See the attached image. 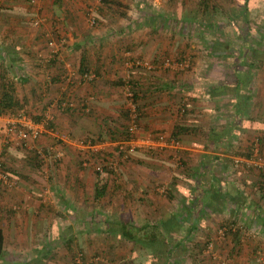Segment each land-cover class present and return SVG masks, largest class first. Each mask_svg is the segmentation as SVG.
<instances>
[{
    "label": "crops",
    "instance_id": "1",
    "mask_svg": "<svg viewBox=\"0 0 264 264\" xmlns=\"http://www.w3.org/2000/svg\"><path fill=\"white\" fill-rule=\"evenodd\" d=\"M82 1L44 0L46 3L43 13L48 9L47 15L53 18V21L60 22L64 28L60 30L61 33L54 32V35L65 36L67 39L65 48L58 53H53V50L45 45L46 39L43 44L40 43V35L23 34L26 30L23 27L27 26L23 22L26 19L21 17L19 12L22 0H0V100L8 84H11L15 99L23 106L19 110L25 111L40 122L47 117V114L53 117V121L49 123L52 127H47L50 133H46L38 140L20 143L18 149L11 151V147L7 148L4 142L3 128L6 125V115L11 111L0 114V150L3 151L12 175L19 178L21 186V189H11L0 185V239H2L0 264H18L16 262L42 264V261L46 260L42 258L43 254L40 256L39 253L33 258L27 257L24 261H18L12 254L9 256L4 254V251L12 246L11 251L14 253L20 242V236L24 235H28L29 240L32 239L30 249L34 253L36 250H49L50 248L51 250L57 249L59 252L61 250V256L57 258L58 255L54 259L57 262L52 260L49 264H68L70 252L65 242L71 239L72 246H75L79 243V238L83 239L88 229L80 231L81 234L76 236L77 233L74 234V232L77 231H71L72 227L63 225L61 219L59 227L54 225L55 227L51 228L49 225L45 228V231L56 234L55 237L49 241L46 240L45 244L42 243L38 247L34 242L38 234H43L41 231L44 228L38 225L40 221L37 219L43 217L52 219V215H55L54 206L65 209L64 212H72V209L83 210L91 202L98 205L94 193L97 182L101 180L108 182V186H111L115 180L116 185L108 187L107 191L110 190L114 196L123 193L120 198L116 197L115 201L124 204L125 201L126 204L129 203L128 198L130 197L135 199L133 194H138L144 186L146 190L153 191L156 185H168L174 191L179 192L178 188L185 187L189 182L193 187L189 189L190 194L192 192L198 194L200 191L198 193L196 191L200 186L209 194L205 208L202 209L199 204L193 207L194 230L201 229L206 234L210 232L216 234L218 226H214L215 224L210 222L209 218L220 216L226 221L225 224H240V221L254 218L260 230L255 233L264 234V192L261 190L264 178L261 177V170H259L264 169V32L261 33L255 28L260 37L250 36L249 40L253 38V41L249 43L248 38L239 33L238 23L230 21L229 26L235 25V36L230 38L229 44L231 45H228V51L224 50V54L227 58L231 57L232 43L236 42L239 46L238 51L241 52V61L236 65L228 64L220 68L194 66L190 72L186 69L168 71L164 67V69L155 70L153 69L155 66L153 70L148 69L145 73L142 70L133 71V82L137 84V87L133 88V95L137 94V104L141 114L140 132L143 135L152 133L155 136L166 132L167 141L158 148L157 153L152 154L151 151L141 150L128 162H124L119 172L108 176L97 174V177L96 173L90 171V167L86 168L81 164L83 160L80 154L82 155L83 152L77 151L78 147L72 139H77V134L81 135L87 131V126L90 125L86 123L89 120H92L97 127V116L106 117V122L109 124L107 126H111L110 122L115 120L113 128H117L119 132L123 129L120 125L123 123L126 125V118L118 117L114 113L126 110L128 104L124 86L117 83L126 73V61L129 58L121 57L117 53V47L110 44L112 38L107 35L102 38L99 32H93L94 35L83 33L80 25L83 20ZM119 1L123 5L120 6L121 8H127L126 4L133 2L132 0ZM248 10L246 8L247 12ZM247 12L243 22L249 20ZM256 26L259 25L256 24ZM259 27L262 29V26ZM68 28L77 29L80 33H71ZM131 47L132 45H127L126 48L133 49ZM247 49L252 50V59L246 55ZM38 50L43 53L39 55L46 58H40L44 59L45 65L37 68L29 66L26 78L22 74L16 76L12 71L15 68L22 69V65L27 64L28 57H39ZM209 53L214 57L218 50ZM136 54L141 57L147 56L143 51ZM167 55L158 53L156 57L164 61ZM175 55L179 54L172 53L170 55L172 57L165 61L169 62V59L177 57ZM77 56L79 57L78 73L82 75L80 68L84 58L88 69L95 70V77L98 78L96 82L87 84L86 80L81 78L72 80L69 76L70 71L60 65L62 61H68L71 57L76 58ZM183 104L187 107L184 112V108L181 112L180 105ZM84 105L87 112H82L85 111L81 108ZM90 113H94L95 117H90ZM177 126L185 127L186 131L173 137L172 134ZM97 131L99 136L102 135L99 129ZM85 135L89 137L92 134L89 135L87 132ZM56 136L58 139H55ZM256 137L260 138L258 155L260 166L249 171L235 169L233 159L242 157L245 152H248L250 147H253L251 145ZM58 140L61 142L59 145L65 148L66 154L61 161L56 160L51 163L52 167L55 166L54 181L49 184H40V173H35L36 156L44 151L49 153L50 149L59 146L57 144L53 146ZM252 152L254 155V149ZM177 157L178 159L180 157V165L175 161ZM137 158H142L144 161H135ZM44 160L47 161L48 158ZM175 163L178 165L176 166ZM83 166L90 172L84 170ZM187 167L190 168V172H186ZM68 184L72 188L75 186L74 189L77 192L75 195L69 194L72 192L65 188ZM92 186H94L93 190H91ZM46 187H50L49 189L54 193L51 196L54 200L50 199L51 204L43 201L42 193L49 192ZM24 190L35 192L38 196L31 197L30 193L29 195L23 193ZM85 190H91V193L85 195ZM53 201H55L54 204ZM231 203L234 205H230ZM12 205L14 208L18 206V211L15 212L16 209L12 211ZM179 209L161 211V216H159L162 218L161 221L163 223L169 221ZM130 210L127 207L124 210L125 214L134 212ZM250 212L251 214L248 215ZM91 214L93 215V212ZM116 214L124 215L120 208L118 210V206L113 212L114 216ZM21 215L23 220H34L35 224L33 226L19 224V222L22 223L18 221ZM145 215L141 218L144 228L149 223L146 222L149 214L145 213ZM56 216L65 217L64 213H58ZM51 219L50 222H54ZM245 228L238 227V235L246 231ZM92 232L101 235L98 231ZM104 241L101 236L98 237L93 249H97ZM226 241L231 240L227 238ZM258 247V242L253 241L252 245L246 246L247 249H244L243 255L235 258L236 263L234 264H259V258L256 255Z\"/></svg>",
    "mask_w": 264,
    "mask_h": 264
},
{
    "label": "rangeland",
    "instance_id": "2",
    "mask_svg": "<svg viewBox=\"0 0 264 264\" xmlns=\"http://www.w3.org/2000/svg\"><path fill=\"white\" fill-rule=\"evenodd\" d=\"M132 1L133 2L131 4H126L128 6L127 8H121L119 5H113V4L110 6L105 5L103 4L102 0H83L82 1L83 8L81 9V16L83 17V20L82 23L80 24L83 33L85 34L94 35L93 32H97V33L99 32L101 33L102 38L106 37L105 35H107V37L112 38L110 44L117 47L118 49L117 53H119L121 57L126 56L129 58L126 61L127 62L126 73L124 76H122L123 79L131 82L129 83L130 91L125 86L123 87L125 89V93L124 92L123 93L126 95V97H128V104L126 109H128V106L130 105L129 97H132L134 92L131 86V84L134 83L133 71L142 70L145 73L146 70L152 69L155 66V68H153L155 70L158 68L159 69L165 68L168 71L169 70L184 71V69H186L188 72H190V70H192L194 66H199L200 68H203L205 66L220 68L228 64L234 65L235 62L239 63L241 61L240 59L241 52L238 51L239 46L236 45L237 43L236 42L232 43L233 47L231 48L232 51L231 57L227 58L225 57L226 54H224V50H227V47H229L228 45H231L229 44L230 38L235 36V25L229 26L230 21L233 20L236 21V23H238L239 33H241L243 37L248 38L249 43L253 41V38H250L251 40H249L250 36L253 37V35H255L256 37H260L259 32H256L255 28L259 30L261 33L264 32V0H213L212 3L218 4L220 7V10L218 12L213 10L212 6H209V8L205 10L203 3L206 0H176V2H174V0H132ZM45 3L46 2H44V0H22V3H20L21 9H19V12L21 13L20 14L21 17L26 19L23 22L24 25L27 26V27H23L24 29H26L23 32V34L35 33L37 35H40L39 36L40 37L39 39H41L40 43L43 44V41L46 39L47 43L45 45L48 46L50 49H52L53 53H58L61 49L65 48L67 39L65 36L54 35V32H58V31L60 32V30H64V28L60 22L53 21L54 19L52 18L53 19L52 20L51 17L47 15L48 9H46L45 12L43 13ZM246 8L249 9L248 12L246 11ZM33 11L35 13H33ZM244 12L248 13L249 20L247 22H243L245 20ZM187 16L190 17L191 19L186 20ZM93 17L97 19L96 24H93L91 21ZM35 20L39 21L38 25H35L34 23ZM256 24L262 26L261 27L262 29H260L259 26H256ZM211 25H216L218 28L215 30L213 27L214 30L212 29V31L210 32ZM68 29L71 31V33L74 34L80 33L79 30L77 29H71V28ZM143 40H145L146 42ZM50 41H53L54 43L51 45ZM217 41L221 43V46H219L218 48V53L214 54V57H212L209 52L215 51L212 49V46H214L215 42ZM244 43L246 44L245 40ZM127 45H132L133 49L126 48ZM142 51L145 52V55L147 56L144 57L137 56L136 53H140ZM176 52L179 54V55H175L177 57L173 58L172 60L169 59V62L165 61L167 58L172 57V56L170 57L172 53H176ZM40 53L42 52L41 51L38 52V56H39L37 57L38 59L35 57H28L26 59L27 64L24 66L21 64L22 69L15 68L12 72L16 76H20L22 74L24 75L23 77H25L29 73V69H30L29 66L32 65L34 66V68H37L40 67L41 65L43 66V64L45 65L44 59L46 58L39 55ZM158 53H166L168 54L167 55L168 57H166L163 61L162 58L158 59L156 57ZM251 53L252 50L250 49L246 50V55L249 57V59L253 58ZM242 57H244V55ZM40 58H44V59H40ZM56 59H60V58H56ZM23 60L21 62H23ZM78 60H79L78 56L76 58L71 57L70 60L68 61H62L60 59V62L62 61V64L60 63V65L64 67V69H66L67 71H70L69 76L71 77L72 80L74 79L79 80V78H81L82 80L84 79L82 78V75L78 73V69H79L77 66ZM35 62L37 64H35ZM40 62H42V64ZM89 70L94 75V78L92 80L84 79L86 80L87 84L96 82L98 79L97 77H95L96 76L95 70L92 68H89ZM129 93H131L132 95H130ZM119 109L121 110L122 107ZM112 113L113 112H111V114ZM114 114L115 115L117 114L118 117H122L123 119L125 118L123 110L121 112H117ZM89 116L93 118L95 117L94 113H90ZM114 121L110 122L112 128L115 127L113 123ZM92 122H93L92 120L87 121L86 124L90 126H87L88 129L84 133L86 134L88 132L89 135L92 134L90 136L97 138L96 141L103 140L109 143L111 138L106 132H104V135L97 137L98 136L97 130L98 129L101 130L100 127L102 125L103 126L109 125L106 122V117L100 118L99 116H97V121H96L97 127L94 124V122L93 123ZM123 125L124 123L121 124L120 126L123 127ZM6 126H7V122L6 125L3 127L4 142L6 143L7 148L11 147V151H14L20 147V143L11 142L8 140L7 135L5 133ZM48 126L45 127L41 137H43L46 133H50L49 129L47 128ZM84 133L81 135L77 134V139L90 137V136L87 137ZM82 135L83 137H80ZM55 139H58V136H56ZM75 139L72 140L75 141ZM59 140L56 143H54L53 146H55V144L59 145L61 143L60 141H63V140L60 141ZM117 140H121V139L118 138ZM76 149L77 151L83 152L81 151V149L78 148ZM58 151H61L63 153L61 158H57L55 156L54 152H58ZM85 153L86 154H82V155L80 154V158H82L83 161H84L83 157L87 155V151H85ZM155 153H157V150L152 152V154ZM42 154L40 155L37 154L36 156L37 159L35 160L36 161L35 165L37 166L35 167V173L36 174L40 173V177H41L39 181L40 184L43 183L49 184L51 183V181L52 182L54 181L56 175L55 174L56 172H54L55 166L52 167L51 163H54L53 161L56 160L61 161L64 155L66 154V150L62 145H59L55 148H52V150L50 149L49 153L44 151ZM0 157H1L0 160H2L4 166H6V170L9 171L10 166L6 162L7 160L4 157L3 151L1 150H0ZM44 158H48V160L45 161ZM176 159H177L175 160L176 163H179L180 165L181 160L178 159V157ZM137 160L144 161L142 160V158H137L135 161ZM177 165L178 164H176V166ZM89 167L91 168L90 171H93L92 173H96L97 175V172L94 170V168H92V166ZM86 168L84 170L88 171ZM9 172L11 173V171ZM12 177L13 179H15L16 184L13 187H9V188L21 189V186L19 184L20 181L19 178L16 176L14 177L13 175ZM104 181L105 180H103V182ZM204 181L205 183H207L206 178H204ZM114 182L115 180L113 181V184L108 187L111 188L113 187V185H116V183ZM0 185L5 188H8L4 186L2 183H0ZM47 188L48 187H46V189ZM65 188L69 189L70 192H72L69 193L72 194V196L77 193L76 189H74L75 186L72 188L68 184ZM93 188L94 186L91 187V190H93ZM190 188L193 187L190 186L189 182L186 183L185 187H179L178 188L179 192L174 191V189H171L168 185L165 186L156 185L154 189H152L153 191L146 190V187L144 186V188H141L143 189L142 190L143 192L140 190L138 194L134 193L133 197L135 199H132L131 197L128 198L129 203L127 204L125 200H122L125 201V204L120 201H115V198L116 197L120 198V196H122L123 193H120L119 196L117 195L114 196V194H111L112 192L109 190L107 191L106 195H104L102 198H100L99 201H97L98 205H95L94 203L92 204L91 202L88 205V207L83 208V210L72 209V212H67V211L64 212L65 209L62 210L61 208H57L56 206H54L53 213H55V215H52V219L49 217L47 218L43 217L37 219L40 221L38 225L44 229L43 231H41L43 232V234L40 233L37 235L38 237H36L34 243L38 245V247H40L42 243L45 244L46 240L49 241V239L55 237L54 235L56 234L45 231L46 230L45 228L49 227V225H51V228L54 225L59 227L60 221L63 220L62 222L63 225H66L67 227H72L71 231H77L74 232V234L77 233L76 236L81 234L80 231H84V230L86 231L88 229V232H86L83 235V239L82 237L79 238V243L75 244V248L78 249V252L79 251H80L79 253L83 252L86 257L85 259L88 258L89 260L88 263L91 261L93 262L98 261V263H100L101 261L102 264H116L114 262L117 260L116 254L119 252V254L123 255L128 251V254H130V260L133 264H234L236 263L234 261L235 258H238V256L243 255L242 253L244 252V249H247L246 246L252 245L253 241H256V243L258 242L259 245V247L257 248L258 250H256V255L259 258L258 263L264 264V234L255 233L257 232L259 226H257L258 225L257 221H255L256 219L254 218H251L250 220L248 218L246 219V221H242V222L240 221L239 222L240 224L235 223L234 227L237 228L241 226L246 227L244 229L246 231L243 230L244 232L236 236L232 233L222 235L219 232L220 227L224 225L228 226V223L225 224L226 221L220 216L218 217L210 216L212 218H209V221L215 224L214 226H218L217 227L218 230L216 231L217 232L216 234L215 232H210L209 234H206L201 229L194 230L192 225L193 224V217H192L187 219V221L183 222L184 224L181 229L177 228L179 229L178 232L175 231L170 232L172 238L171 241H173L172 243L170 242V244H165L164 242L165 238L163 236H159V240H157L156 243H148L147 242L148 236H143L144 239L140 238L136 242V244L134 243L135 247L133 248V250H130L129 249L130 247L128 248V250L126 249V247L118 249V252L113 250L99 249V247H97V249H93L95 248L94 245L97 242V238L100 236L102 238H105V236L95 234L92 231H99L100 229H104L107 226L109 227L108 220L113 222V226L116 222H128L135 226H140V225L142 226V224H144L141 221V218H143L142 215H145V213L149 214V217H147L146 219V222L147 223L149 222L148 224L146 223L147 225H149L148 226L149 228L147 229V231L142 232L144 235H146L148 231L151 230L150 223L156 221L158 222L162 220V218L159 217L161 216L160 214L162 213L161 211L163 210L164 212L169 210L172 211L174 209L181 208L183 199L188 198L190 195L189 193ZM231 189L235 190L233 187H231ZM91 190H85V195H87V193H91ZM108 192L110 194H108ZM23 193H28V195L30 193L31 197L38 196L35 192H31L27 190H24ZM53 195L54 193L52 192V190L49 189V192L42 193V197L44 198V200L43 199L42 200L44 201V203L51 204L50 199L54 200V198H51V196ZM87 201L89 202L90 199L88 198ZM54 202L55 201H53L52 203L54 204ZM13 205H12V211L15 209H16L15 212L18 211L19 207L17 206L16 208H14ZM230 205H234V203H231ZM117 206H118V210L120 208L123 211L124 215L123 214H116L115 216L113 215L114 209H116ZM127 207H129V210L131 209L130 211L134 210V212L133 213L131 212V214H129V212H126L125 214L124 210ZM96 209L97 211H95ZM91 212H93V215L91 214ZM58 213L59 214L64 213L65 217L56 216V214ZM136 214L139 217H137ZM250 214L251 212L248 215ZM184 215H186V213ZM146 216L147 215H145V217ZM23 219L24 218L22 217V215L19 216L18 221L19 220L22 221V223L19 222V224L30 225V226H33L35 224L34 220H29V219L23 220ZM50 219L54 222H50ZM110 226H112L111 223ZM20 237H21L20 242L17 244V249L14 250V253H12L11 251V248L13 247L12 246L9 247L8 250L6 249L4 251V254H6L7 256L12 254L18 259V261L20 260L24 261L27 257L33 258L35 254L37 255V253H39L40 256L41 254H44V250H36L35 253L34 251L33 252L31 251L30 243L32 239L30 238L29 240L28 235H24ZM109 237L110 240L114 242L116 241L115 240L116 238H117V242H120L121 240L120 238L121 236L119 234L117 236L112 235ZM227 238H230L231 241L227 242L226 241ZM211 240L215 241V245L213 246L212 251L208 250L207 248V243ZM106 242L107 241H104V243ZM34 243L32 242L33 246ZM196 244L198 245L196 246ZM90 246H92V248H90ZM55 254L56 257L59 254V256L57 257L59 258L61 256V250L60 252L57 249L50 250V254H49L50 257H53V255ZM51 260L53 259L52 258L46 259L45 261H42V264H49L51 263ZM54 261L57 262V260ZM16 263L21 264L22 262L20 263L16 262ZM68 264H73V263L72 261H69Z\"/></svg>",
    "mask_w": 264,
    "mask_h": 264
},
{
    "label": "trees",
    "instance_id": "3",
    "mask_svg": "<svg viewBox=\"0 0 264 264\" xmlns=\"http://www.w3.org/2000/svg\"><path fill=\"white\" fill-rule=\"evenodd\" d=\"M102 2H103V4L108 5V6H110L112 4L123 6L119 0H102ZM212 2H213V0H206L203 3L204 9L206 10L207 8H209V6H212L213 10L218 12L220 10L219 5L214 4ZM244 13L246 14V12H244ZM190 19H191L190 17H188V16L186 17V20H190ZM213 27L215 30L218 28L216 25H211L210 32L212 31ZM216 44H217V46H216ZM219 46H221V43H219V41H217V42H215L214 46H212V49L217 51ZM84 61H85V59L83 58V60H82L83 65L81 64V68H80L82 75L87 73V72H90V70L88 69V66L85 65ZM236 63L237 62H235V65H236ZM1 80H2V77H1ZM129 83H131V82L130 81L127 82L125 79H120V81L117 84L118 85L120 84L122 86H128V85H130ZM131 86H132V88H135V87H137V84L134 82L133 84H131ZM129 99L132 100L135 104H137V101H138L137 94H134L132 97H129ZM21 107H23V106L14 97V91L11 88V84H8V86L6 87V89L4 91L3 97L0 100V114L6 113L9 111L17 112ZM137 107H138V104H137ZM82 108H83V110L86 111L85 105ZM182 108L186 109V106L183 104L180 106V109H182ZM138 110H139V107H138ZM85 111H83V112H85ZM89 112H92V111H89ZM128 112H129L128 109L123 111L125 118L128 117ZM35 121L40 122L39 120H35ZM51 121H53V120H51ZM51 121H49V122L51 123ZM52 125H53V123H52ZM123 126H124V127H122L123 129H121L119 132L116 130L117 128H112L111 126H106V125L103 126L102 125L100 127L101 128L100 132L102 133V135H104L103 132H106L110 136V138H111L110 140L118 139V138H121V140L128 139L129 135L127 133V130H128L127 123H126V125L124 124ZM49 127H52V126L49 124ZM185 131H186L185 127L177 126V127H175V130H174L172 136L177 137L179 134H181ZM102 135H100V136H102ZM120 136H122V137H120ZM89 138H91V140L93 142H95L97 140V138H94L92 136H90ZM113 141H116V140H113ZM253 145L254 144H252L251 146H253ZM252 149H253V147H250V150L248 152H245V154L243 156L242 155L241 156L245 159L252 158L254 156ZM242 157H239V158H242ZM138 162H141V161H138ZM234 162H235V158L233 159V162H232L233 165H234ZM82 163H83V161H81V164ZM3 166H4V164H3ZM4 167L6 169V166H4ZM254 167H257V166H250L249 167L245 164V169H239V170L249 171V170L253 169ZM235 169H237V168H235ZM189 170H190V168L188 169V167H187L186 172H190ZM259 170H261V177L264 178V169L263 170L259 169ZM114 172H116V171L106 169L105 174L108 176V175L114 174ZM97 174L98 175H104V174H100V173H97ZM200 188H202V187L200 186L197 188L198 191H196V193H198L200 191L198 194H195L192 192V194H190L188 198L183 199V201H182L183 203H182L181 208L175 212V215H173L172 218H170L169 221H171V222L169 223V225H166L169 221L164 222V223H163V221H158V222L156 221V222L150 223L151 224L150 225L151 230H149L146 235H144L142 232L147 231V229L149 228L148 227L149 225L145 226V228H144L143 226H135V225L128 223V222H116L113 226V222L108 220L109 227L107 226L104 229H100L98 232H100L101 235L105 236V238H103V240H105L109 243L102 242V245H99V249L113 250V251L118 252V249L126 247V249L128 250V248L130 247L129 249L133 250L136 242L140 238H143V236H148V241H147L148 243H156L157 240H159V236H163L165 238V241L163 240L165 242V244H170V242L172 243L173 241H171L172 238H171L170 232H174V231L178 232V230L183 227V224H184L183 222H185V221H187V219L193 217L192 214H193L194 205L199 204L202 209L206 207V204H207L206 198H208L209 194L207 193L206 190H204L203 188L201 190ZM107 189H108L107 182H103V180L97 182V185L95 187V193H94L96 201H99L100 198H102L104 195L107 194ZM261 190L264 192V185H261ZM185 213H186V215H184ZM110 223L112 226H110ZM175 224L177 225L176 228H175ZM163 225H165V226H163ZM234 225H235V223H229L228 229L225 231V234L232 233L235 236L238 235L239 229L237 227H234ZM225 226L226 225H224L220 228H223ZM177 228H179V229H177ZM118 234L121 236L120 237L121 240L123 239L122 241L120 240V242H114V241L110 240L109 236H112V235L117 236ZM116 240H117V238H116ZM211 241H213V240H211ZM211 241H209L207 243V248H208V245ZM72 242L73 241L70 239L69 241L65 242V245L67 248H69V251L71 253V255H70V253L68 255V257L70 258L69 261H72L73 264H102L101 261H100V263H98V261L97 262L91 261L92 263L91 262L88 263V261H89L88 258L85 259L86 257L84 255V253L83 252L79 253L80 251L78 252V249L75 248V246H72ZM128 242H131V243H128ZM213 242L215 243V241H213ZM197 245L198 244H196V246ZM1 246H2V239H0V253L2 252ZM50 250H51V248L49 250H46V249L44 250V254L42 255L43 259L52 258L54 260L56 258V254L53 255V257H50V255H49ZM98 251H100V250H98ZM116 255H117V257H116L117 260L114 261L116 264H133L130 260V254H128V251H127V253H124L123 255L119 254V252ZM21 264H23V262ZM24 264H26V263H24Z\"/></svg>",
    "mask_w": 264,
    "mask_h": 264
},
{
    "label": "built area",
    "instance_id": "4",
    "mask_svg": "<svg viewBox=\"0 0 264 264\" xmlns=\"http://www.w3.org/2000/svg\"><path fill=\"white\" fill-rule=\"evenodd\" d=\"M91 21L93 24H96L97 19L93 17ZM34 23L35 25H38L39 21L35 20ZM53 43V41H50L51 45ZM82 78L92 80L94 75L91 72H87L82 75ZM126 88L130 91V85L126 86ZM129 94L132 95L131 93ZM128 111V139L116 141L110 140L109 143L103 140L93 142L91 138L75 139L74 142L76 143V146L83 151V154H86L85 151H87V155L84 156V161L82 163L85 167L92 166V168L100 174H105L106 169L117 172L125 161L130 160L131 157L136 155L139 151H156L167 141L168 135L166 132L159 133L156 136L152 133L146 135L141 134L139 125L140 112L137 104L132 100H130ZM184 111L185 108L183 109V112ZM52 118L51 114H47L44 121L38 122L23 110L9 112L6 115L7 126L5 133L8 140L11 142L23 143L31 140L35 141L41 137L45 127L49 125V121H51ZM253 144L254 156L249 159L236 158L234 162L235 168L245 169V164L249 167L260 166V158L258 156L260 138L256 137ZM62 154L61 151L55 152L57 158H61ZM0 183L8 188L13 187L16 184L12 174L3 166L2 160H0ZM227 229L228 226H225L220 228L219 232L224 235ZM214 245L215 243L211 241L208 245V250L212 251Z\"/></svg>",
    "mask_w": 264,
    "mask_h": 264
}]
</instances>
